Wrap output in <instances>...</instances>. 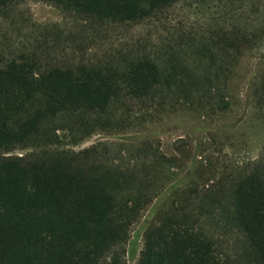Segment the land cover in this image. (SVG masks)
<instances>
[{
    "label": "trees",
    "instance_id": "trees-1",
    "mask_svg": "<svg viewBox=\"0 0 264 264\" xmlns=\"http://www.w3.org/2000/svg\"><path fill=\"white\" fill-rule=\"evenodd\" d=\"M22 1L0 0V10ZM41 1L114 22L142 21L182 2L217 3L232 32L196 38L191 61L172 51L138 54L121 67L73 66L23 52L0 64V264H127L132 228L154 202L137 264H228L211 232L219 221L243 232L264 264V152L226 182L201 189L187 184L194 157L181 179L188 152L168 156L154 136L75 150L61 135L77 145L132 129L145 123L140 115L149 106L167 101L226 109L241 47L259 34L264 42V0ZM245 10L256 18L236 22ZM260 16L252 40L243 30Z\"/></svg>",
    "mask_w": 264,
    "mask_h": 264
},
{
    "label": "rangeland",
    "instance_id": "rangeland-1",
    "mask_svg": "<svg viewBox=\"0 0 264 264\" xmlns=\"http://www.w3.org/2000/svg\"><path fill=\"white\" fill-rule=\"evenodd\" d=\"M225 11L217 3L182 2L142 21L114 22L70 14L41 0H24L0 10V64L23 52L36 54L43 63L73 66L121 67L138 54L170 55L172 51L191 61L190 47L196 38L198 42L217 33L231 34L232 20L225 22ZM261 17H257V25L251 26L250 31L243 30L245 35L254 34L252 40L262 28ZM255 18V14L245 10L235 21L243 23ZM258 36L254 45L244 43L241 47L226 109L167 101L149 106L140 115L143 107L135 106L139 115L146 118L143 125L138 119L132 129L96 133L77 145L68 144L69 138L62 132L65 146L79 150L99 142L128 143L136 135L154 136L152 139L168 156L182 158L183 151L188 152L187 163L177 170L181 179L194 157L187 178L190 186L202 189L226 182L264 152V42ZM174 198L177 197L170 196ZM154 203L132 228L127 264H137L143 230L153 214ZM211 230L217 251L228 264H258L238 228L219 221Z\"/></svg>",
    "mask_w": 264,
    "mask_h": 264
}]
</instances>
